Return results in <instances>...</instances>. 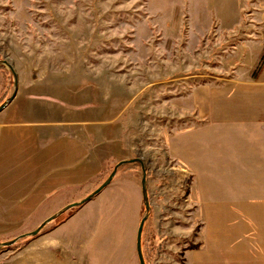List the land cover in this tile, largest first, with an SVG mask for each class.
Listing matches in <instances>:
<instances>
[{
  "label": "rangeland",
  "instance_id": "1",
  "mask_svg": "<svg viewBox=\"0 0 264 264\" xmlns=\"http://www.w3.org/2000/svg\"><path fill=\"white\" fill-rule=\"evenodd\" d=\"M239 9L241 25L225 31L235 24ZM261 12L264 0H0V61L14 68L22 92L45 95L51 88H67L93 98L116 95L122 102L118 111L130 104L125 116L133 119L127 133L131 127L134 140L128 159L142 161L151 204L142 235L146 264L201 263L193 253L202 242L188 200L191 177L166 152L169 133L188 124L172 102L195 85L233 75L237 43L243 36L252 38L249 23L256 26L253 31L264 25ZM14 91L13 74L2 64L0 105ZM117 163L95 177L88 172L84 185L66 187L52 180L38 194L30 193L28 179L17 189L15 180L0 177V243L34 231L89 196ZM120 168L116 177L129 173L138 190L128 180L113 183L38 236L0 248V264H139L142 167ZM64 235L75 240L68 245Z\"/></svg>",
  "mask_w": 264,
  "mask_h": 264
},
{
  "label": "crops",
  "instance_id": "2",
  "mask_svg": "<svg viewBox=\"0 0 264 264\" xmlns=\"http://www.w3.org/2000/svg\"><path fill=\"white\" fill-rule=\"evenodd\" d=\"M241 10L225 31L241 25ZM253 26L249 23L252 38L237 43L231 77L195 85L172 102L188 124L169 133L166 152L191 177L188 200L202 242L193 253L200 264H264V25L256 31ZM60 89L35 95L17 86L0 112V177L15 180L14 188L22 187V179L29 180L31 194L52 180L78 187L88 172L95 177L114 161L129 160L134 139L131 127L129 135L127 130L133 119L125 115L130 104L118 111L122 102L116 95L93 98ZM117 177L109 186L128 180L138 190L129 173ZM135 204L136 219L139 195ZM63 239L69 245L75 237Z\"/></svg>",
  "mask_w": 264,
  "mask_h": 264
},
{
  "label": "water",
  "instance_id": "3",
  "mask_svg": "<svg viewBox=\"0 0 264 264\" xmlns=\"http://www.w3.org/2000/svg\"><path fill=\"white\" fill-rule=\"evenodd\" d=\"M5 65L7 66L14 77V86H15V91L12 94V96L6 100L2 105H0V112L2 110H4L6 108V106L13 100V98L15 97V93L17 91V86H18V77L17 74L14 70V68L7 62V61H0V65ZM129 163H139L142 167V179H141V190H142V198H143V202H144V206H145V214L142 217L140 224L138 226V230H137V236H136V252H137V257L139 260V264H146L145 262V258L143 256V250H142V235H143V230L145 227V223L148 219V215L149 212L151 210V204L149 201V193H148V189H147V178H146V170L145 167L142 163V161L140 159H133V160H128V161H120L119 163L116 164V166L114 167L113 171L111 172V174L109 175V177L94 191L92 192L89 196H87L86 198H84L83 200L79 201V202H75V203H71L67 206H65L63 209H61L59 212L55 213L54 215L50 216L49 218H47L44 222H42L40 224V226L38 228H36L34 231L20 235L19 237L8 241V242H3L0 243V248L2 247H10L12 245H14L17 241L27 238V237H36L39 235V233L41 232V230L49 223H51L52 221L58 219L60 216H62L63 214H65L66 212L74 209V208H79L82 207L83 205L89 203L90 201H92L95 197H97L105 188H107L111 182L114 180V178L117 175V172L119 170L120 167L129 164Z\"/></svg>",
  "mask_w": 264,
  "mask_h": 264
},
{
  "label": "trees",
  "instance_id": "4",
  "mask_svg": "<svg viewBox=\"0 0 264 264\" xmlns=\"http://www.w3.org/2000/svg\"><path fill=\"white\" fill-rule=\"evenodd\" d=\"M262 61H264V54H263V58H262Z\"/></svg>",
  "mask_w": 264,
  "mask_h": 264
}]
</instances>
